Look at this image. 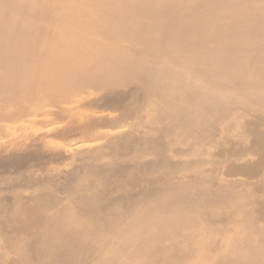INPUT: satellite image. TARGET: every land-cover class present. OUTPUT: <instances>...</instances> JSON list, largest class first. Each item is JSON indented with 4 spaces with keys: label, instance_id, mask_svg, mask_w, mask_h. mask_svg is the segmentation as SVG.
I'll use <instances>...</instances> for the list:
<instances>
[{
    "label": "bare ground",
    "instance_id": "6f19581e",
    "mask_svg": "<svg viewBox=\"0 0 264 264\" xmlns=\"http://www.w3.org/2000/svg\"><path fill=\"white\" fill-rule=\"evenodd\" d=\"M0 264H264V0H0Z\"/></svg>",
    "mask_w": 264,
    "mask_h": 264
}]
</instances>
